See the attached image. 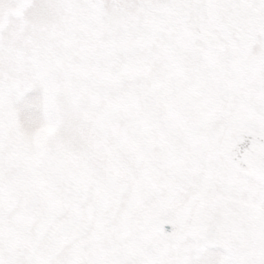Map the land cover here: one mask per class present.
I'll return each instance as SVG.
<instances>
[{
    "label": "snow or ice",
    "instance_id": "1",
    "mask_svg": "<svg viewBox=\"0 0 264 264\" xmlns=\"http://www.w3.org/2000/svg\"><path fill=\"white\" fill-rule=\"evenodd\" d=\"M0 264H264V0H0Z\"/></svg>",
    "mask_w": 264,
    "mask_h": 264
}]
</instances>
